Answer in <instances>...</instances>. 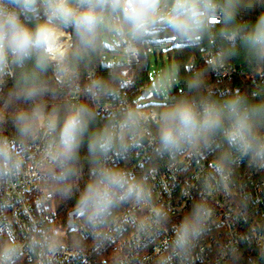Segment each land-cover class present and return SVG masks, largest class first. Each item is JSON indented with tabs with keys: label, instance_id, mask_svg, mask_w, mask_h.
Here are the masks:
<instances>
[{
	"label": "built area",
	"instance_id": "1",
	"mask_svg": "<svg viewBox=\"0 0 264 264\" xmlns=\"http://www.w3.org/2000/svg\"><path fill=\"white\" fill-rule=\"evenodd\" d=\"M37 7L39 12L34 15L44 17L42 6ZM20 11L21 20L27 19L29 13ZM223 16L218 10L207 25L221 23ZM109 25L114 27L111 22L105 24ZM62 27L66 51L62 61H52L53 77L75 110L81 106L85 87L63 64L72 50L73 36L67 26ZM122 36L124 65L131 67L139 62L143 42L130 43ZM240 36L229 32L222 36V43L234 51ZM190 58L189 66L195 69L194 57ZM204 58L223 84L214 93L238 95L239 86L231 82L242 74L240 65L227 62L219 44L208 48ZM0 72L3 77L14 74L11 58ZM130 79L126 75L125 83ZM86 80L94 113L112 118L110 135L102 140L103 145L109 142L103 146L106 154L93 172L101 167L123 169L142 180L145 195L119 204L114 209L115 220L106 226L93 228L82 212L73 218L75 227L68 230L67 225L54 223L50 214L51 183L63 180L59 177L65 175L68 164L58 155L61 130L57 121L41 117L29 141L17 142L1 134L0 146L7 157L0 154V252L16 249L6 264H95L93 254L108 250L113 256L111 264H241V248L250 256L246 249L253 246L264 254V166L260 162L230 147L221 131L179 151L161 153L157 126L164 105L142 107L132 103L126 90L103 91L93 72ZM250 81L255 85L264 82V70ZM205 100L214 101L193 103L200 105ZM186 222L197 234H190L188 242L179 247L177 237Z\"/></svg>",
	"mask_w": 264,
	"mask_h": 264
},
{
	"label": "clouds",
	"instance_id": "2",
	"mask_svg": "<svg viewBox=\"0 0 264 264\" xmlns=\"http://www.w3.org/2000/svg\"><path fill=\"white\" fill-rule=\"evenodd\" d=\"M239 0H0V71L11 61L23 65L36 58L35 68L43 71L52 62L63 60L65 32L62 26L74 29L79 52L97 47L101 26L111 22L114 30L136 43L157 29H167L179 38L196 39L207 27L212 16L221 10L232 19ZM42 6L44 20L34 29L21 21V11L38 14ZM240 39L249 50L264 59V14ZM32 91L28 93L29 96ZM21 121L24 117H20ZM159 151L172 153L185 145H193L221 131L230 147L264 166V102L249 104L236 95L223 104L205 100L197 105L180 100L165 108L158 117ZM87 122L85 109L69 113L60 131L58 155L70 159L79 147ZM23 131V129H22ZM109 142L103 145L107 147ZM0 154L7 151L0 146ZM74 174V173H73ZM64 179L62 175L59 177ZM145 195L142 180L123 169L101 167L79 194L76 207L93 228L106 226L115 220L114 209L125 201L140 200ZM196 230L189 224L181 226L177 246L183 247ZM16 252L9 247L0 252V264Z\"/></svg>",
	"mask_w": 264,
	"mask_h": 264
},
{
	"label": "trees",
	"instance_id": "3",
	"mask_svg": "<svg viewBox=\"0 0 264 264\" xmlns=\"http://www.w3.org/2000/svg\"><path fill=\"white\" fill-rule=\"evenodd\" d=\"M223 3L224 0H221ZM264 14V0H239L232 19L223 16L221 23L208 26L194 40L179 38L171 31L164 29L167 34L175 35L178 44L168 49V59L175 62L177 66L180 89H176L175 94L169 98V103L164 105V109L180 100L192 102L204 99H212L218 104H223L236 95L219 97L215 89L223 87L219 82L211 67L204 58L205 51L212 45L221 46L222 56L227 62H235L240 65L242 74L232 80L231 85L239 86L238 95L245 97L249 104L264 102V82L255 85L250 81V77L264 70V59L257 58L240 39L239 47L234 51H229L222 43V36L235 32L241 35L246 34L257 22L258 18ZM44 17L28 14V18L21 20L28 28L34 29L42 22ZM67 30L73 36L72 50L64 58V66L68 67L72 73H76V78L85 87L80 94V108L85 109V119L87 126L80 137L79 147L72 157L67 160V168L64 179L51 183L50 190L53 192L50 214L54 223L68 225L70 217L76 207L79 194L86 183L93 175L102 157L106 154L102 140L110 135L112 118L96 115L93 110L92 91L87 89L86 75L90 72L99 76L101 90L121 89L126 90L129 99L139 102L146 99L142 92L148 90L150 77L148 68L147 42L143 41L139 62L127 67L124 64L111 66L101 62V57L105 51L111 50L101 43V29L97 47L87 53L78 51L74 29L67 26ZM107 31V29H105ZM194 57L196 68H190V57ZM36 58L26 60L23 65H17L11 61L14 67L12 76H2L0 72V135H8L17 142L31 140L39 127L41 117H53L60 128L63 127L66 117L73 106L69 101L68 93L59 89L55 84L53 73L55 64L50 62L43 71L35 68ZM126 75L131 76L130 83H125ZM32 91L31 96L28 93ZM159 97V96H158ZM24 120L21 121L20 117ZM23 129V131H22ZM264 131V126L260 127V132ZM74 173V174H73ZM82 210L75 214L78 216ZM69 228V227H68ZM80 244L79 240H74ZM241 248L240 262L248 264L249 261L258 264L264 260L262 254L256 247ZM252 257V258H251ZM95 264H103L105 259L111 264L113 256L108 252L93 254Z\"/></svg>",
	"mask_w": 264,
	"mask_h": 264
},
{
	"label": "rangeland",
	"instance_id": "4",
	"mask_svg": "<svg viewBox=\"0 0 264 264\" xmlns=\"http://www.w3.org/2000/svg\"><path fill=\"white\" fill-rule=\"evenodd\" d=\"M107 29V31L105 30ZM101 43L104 47L110 48L103 53L101 57L102 64L117 66L125 63V58L122 52L121 41H124L123 36L118 31L114 30L111 25L101 26ZM120 37H119V36ZM149 47L148 60H150L148 73L150 74V83L148 88L149 95L146 99H139V104L142 107L147 106H162L169 103V98L175 94L176 89H180L178 80L177 66L175 62L168 59V49L178 44L175 35H170L157 29L143 38ZM113 42V43H112ZM118 46L113 48L110 45ZM159 96V97H158ZM80 212L79 209L74 211L70 217L68 227H75L74 215ZM72 236L77 233L71 232Z\"/></svg>",
	"mask_w": 264,
	"mask_h": 264
},
{
	"label": "water",
	"instance_id": "5",
	"mask_svg": "<svg viewBox=\"0 0 264 264\" xmlns=\"http://www.w3.org/2000/svg\"><path fill=\"white\" fill-rule=\"evenodd\" d=\"M147 93H148V90H147V91H143V92H142L143 96H146V95H147ZM74 217H76V216H74ZM74 217H73V218H74ZM68 230H70V228H68Z\"/></svg>",
	"mask_w": 264,
	"mask_h": 264
}]
</instances>
